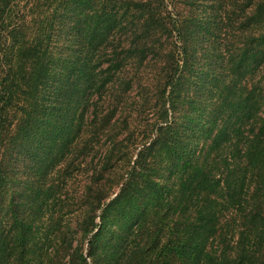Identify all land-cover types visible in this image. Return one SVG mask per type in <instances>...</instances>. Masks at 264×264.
I'll return each mask as SVG.
<instances>
[{"label":"trees","instance_id":"16d2710c","mask_svg":"<svg viewBox=\"0 0 264 264\" xmlns=\"http://www.w3.org/2000/svg\"><path fill=\"white\" fill-rule=\"evenodd\" d=\"M175 1L0 0V264H264V0ZM148 54L149 133L103 148Z\"/></svg>","mask_w":264,"mask_h":264},{"label":"rangeland","instance_id":"374dc122","mask_svg":"<svg viewBox=\"0 0 264 264\" xmlns=\"http://www.w3.org/2000/svg\"><path fill=\"white\" fill-rule=\"evenodd\" d=\"M187 1V2H186ZM216 0H178L175 1V4L177 7H179L180 11L182 13H188L189 16L195 19L196 14L202 15L205 14L206 11H210L212 2H215ZM191 2H194L193 5H190ZM193 6V7H192ZM167 9L170 11L172 8L170 6L167 7ZM234 31V30H233ZM164 41L166 40L163 37ZM226 39H221L220 42H215V49H217L220 46L225 45ZM203 44H206V50H197V55H201L202 53H211L213 52V47L211 44V40L204 41ZM152 54H148V56L145 58V62L143 66H140V76L142 77V82L139 85L134 84L132 89L126 92L123 95V98L118 103L117 110L113 116L112 121H114V124L111 125L108 129L104 132V134L101 135L100 143L102 144L103 148L109 147L111 145V142L113 139L117 137V141H121V149H123V145L127 144L128 149H131L132 152H130L132 155L135 154V152L138 151L139 148H141V144H139L136 137H145L147 133H149V125H147L154 117L153 111V103L155 102L154 91H155V85L153 84L154 75L159 74V70L164 65V60H156L153 57L150 58ZM213 54L208 56L210 59H213ZM187 78L190 77V73H186ZM248 76L249 74L246 73L243 82L244 85L248 86ZM259 75L256 74L254 76V79L256 80ZM186 78V77H185ZM152 81V84H150ZM118 84V83H117ZM117 86V85H116ZM188 87H190L189 94L193 92L194 83H188ZM192 87V88H191ZM118 93V90L115 88L109 89V92H102L101 98L95 94L93 97V102L95 103V111L97 112V115L99 117H102L103 115H106L109 110L111 109V104L107 105V101H112L109 99L111 98L114 100L113 95H116ZM209 92H207L205 97L209 98ZM147 99L148 102L145 100ZM94 108L91 106L89 107V111L93 113ZM87 115V113H86ZM92 118V117H91ZM91 118L89 120H91ZM89 120L88 115L86 116V123L87 126V132L84 134L82 140L79 141L78 147H73L71 153L67 155V162H70L72 159L78 157L77 160H75V163L78 165L77 170L75 169L74 175L71 174L67 179L68 184L67 187L69 189V193H76V190L79 191L80 189L78 186L83 183L85 179V174L83 172V168L86 165V159L90 158V156H87L85 158H80L83 153V149L80 148L84 145L82 141L86 138H90L91 136V130H89ZM145 135H144V134ZM153 135V134H152ZM82 144V145H81ZM136 147V148H135ZM73 171V172H74ZM70 181V182H69ZM73 191V192H72ZM69 203V202H68ZM66 203V204H68ZM68 208V207H67ZM68 212L63 218V224L67 222H73V218L71 213ZM78 212L72 213L73 215L77 214ZM73 227V224H71L70 228ZM65 231H67L66 227H63ZM73 230V229H70ZM67 231V232H70ZM71 233V232H70ZM70 236L71 234H65V236ZM61 237V235H58ZM73 238V236H71ZM73 244L76 240L73 238ZM49 244V243H48ZM86 244V241H84V245ZM53 245V244H49Z\"/></svg>","mask_w":264,"mask_h":264}]
</instances>
